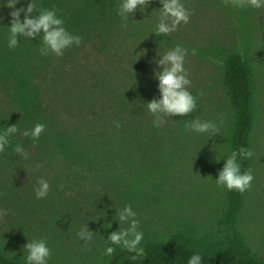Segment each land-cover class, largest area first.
Masks as SVG:
<instances>
[{
	"label": "rangeland",
	"instance_id": "rangeland-1",
	"mask_svg": "<svg viewBox=\"0 0 264 264\" xmlns=\"http://www.w3.org/2000/svg\"><path fill=\"white\" fill-rule=\"evenodd\" d=\"M95 1L97 24L80 36L79 46L73 44L56 57L41 56L39 45L28 63L27 56H21L39 87L43 133L60 132L83 141L94 152L91 165L67 163L51 143L38 144L39 139L32 138L26 142L20 133L29 128L16 107L12 83L0 74V118L20 130L13 136L16 142L10 140L0 153V209L8 210L0 219V250L27 264L23 246L44 239L51 250L47 264H107L112 259L105 254L112 246L108 235L128 227L119 225L116 216L126 205L137 213L143 240L185 223L201 232L211 227L224 197V187L215 180L230 155L227 133L233 115L222 57L237 49L254 66L258 107L254 180L240 227L251 247L264 253V7L238 9L223 0H181L193 13L189 23L157 36L159 0H151L143 12L137 9L126 29L117 14L122 0ZM7 2L0 0V21L10 34ZM30 2L20 0L16 7ZM178 45L188 50L184 68L197 108L188 117L167 119L150 138L153 117L146 103L159 98L155 72L162 71L156 61ZM193 119L216 122L219 134L189 131L185 124ZM17 144L29 154L27 159L14 152ZM41 178L50 190L46 198L37 199L34 189ZM85 225L94 232L88 247L77 237Z\"/></svg>",
	"mask_w": 264,
	"mask_h": 264
},
{
	"label": "trees",
	"instance_id": "trees-1",
	"mask_svg": "<svg viewBox=\"0 0 264 264\" xmlns=\"http://www.w3.org/2000/svg\"><path fill=\"white\" fill-rule=\"evenodd\" d=\"M38 1V8L56 10L57 16L64 20V27L72 35L85 36L95 29V11L99 9L95 0L80 3L74 0ZM9 36L7 28L0 21V74L12 83L16 107L31 130L37 123L45 125L43 104L34 74L25 67L21 56H27L26 63L31 62L35 57L34 50L41 45V38L31 40L19 37V46L12 49L8 47ZM222 67L223 84L233 113L227 145L230 154L241 147L254 152L250 159L239 161L241 171L251 169L254 176L255 132L258 125L255 69L248 55L237 49L224 52ZM8 126H11L9 121L0 118V133ZM154 129L149 127L150 138L154 136ZM10 140L16 142L13 136ZM29 140L31 137H27L26 142ZM39 141L38 144L51 143L67 163L78 161L84 166L91 165L90 160H96L91 155L94 152L82 145L83 141L73 140L68 134L42 133ZM138 142L140 145L142 141L138 139ZM249 191L241 194L224 188L220 212L208 229L201 232L196 225L188 223L175 226L167 233L150 235L141 241L140 247L146 253L143 260L131 261L132 254L118 248L107 264H187L188 258L195 253L201 255L202 264H264V253H258L251 247L240 227ZM0 264L26 263L0 250Z\"/></svg>",
	"mask_w": 264,
	"mask_h": 264
},
{
	"label": "clouds",
	"instance_id": "clouds-1",
	"mask_svg": "<svg viewBox=\"0 0 264 264\" xmlns=\"http://www.w3.org/2000/svg\"><path fill=\"white\" fill-rule=\"evenodd\" d=\"M20 0H8L7 7L11 9L9 16L11 17L10 36L8 47L15 49L19 46V37L25 39L41 38L40 55L48 56L55 55L62 57L64 51L73 44L79 46L81 37L72 35L64 27V20L59 18L56 10L46 8H38L31 0L26 7L17 8L16 4ZM226 6L234 8H262L264 0H223ZM151 3V0H122L117 14L122 18V27L127 28L129 17L133 15L137 9L143 12ZM162 5L160 8L159 22L156 25L154 33L157 36L170 35L176 31L180 24H188L190 16L193 14L184 7L181 0H159ZM35 11V14H34ZM23 13V20H21ZM3 17L0 16V20ZM196 50H192L195 55ZM188 50L181 46L167 51L156 63L162 71L155 72V78L158 80L159 98L154 97L146 103L148 112L153 117V126L162 127L167 119L173 117H188L197 108V100L188 90L191 85V80L188 78V72L184 68L185 58ZM203 95V93H200ZM224 114L219 116V124L223 125ZM121 125L116 124L119 128ZM186 129L197 133H209L212 136L219 134L220 128L214 121H201L193 119L185 124ZM45 130V125L37 123L33 129L24 130L20 134L24 137H31L33 141L39 139ZM20 130L17 125H11L6 128L3 133H0V153L5 151L6 146L10 142V138L17 134ZM14 152L18 155L28 158V153L25 149L17 144ZM254 152L241 147L238 151H232L231 154L224 159L225 163L222 169L218 170V178L215 183L218 187H224L228 191H237L241 194L248 191L252 187L254 176L252 170L241 171L242 165L239 161L250 159ZM239 158V159H238ZM219 161V160H217ZM39 165L34 171L39 169ZM50 190V185L47 180L41 178L38 181V187L34 189L37 199L46 198ZM8 215L7 209H0V219ZM119 225L127 224L128 227L122 230L111 232L107 240L112 246L105 250V254L112 256L117 247L127 250L131 253V261H141L146 257V253L140 247L143 240V233L138 231L139 220L137 213L133 211L131 205H126L124 208L116 212ZM111 227V225H109ZM93 233L87 225L77 233V237L84 241V246L88 247L93 239ZM27 251V264H47L48 258L51 256V250L47 246L44 239L28 241L24 246ZM187 264H202V257L199 253H195L188 258Z\"/></svg>",
	"mask_w": 264,
	"mask_h": 264
}]
</instances>
